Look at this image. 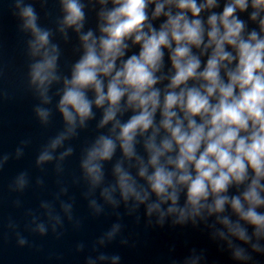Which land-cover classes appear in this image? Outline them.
<instances>
[{
  "label": "clouds",
  "instance_id": "9594fccd",
  "mask_svg": "<svg viewBox=\"0 0 264 264\" xmlns=\"http://www.w3.org/2000/svg\"><path fill=\"white\" fill-rule=\"evenodd\" d=\"M149 3L155 4L153 20L166 18L159 30L146 23ZM112 4L99 13L101 35L89 30L80 36L83 53L70 76L63 77L57 102L67 131L49 148L60 147L78 124L87 126L95 120V106L102 113L97 127H111L109 134L97 136L82 168L93 184H99L101 162H111L119 148L122 158L114 165L115 185L103 191L107 199L117 187L125 201L132 198L143 204L154 194L156 202L147 205V215L158 212L161 224L168 214L179 213L175 223H183L205 208L209 214L222 213L230 204L239 220L252 226L257 239L264 237V213L256 210L264 206V0H228L222 12L211 11L219 7L218 0H112ZM20 5L17 0L22 27L34 36L30 54L36 59L30 65V83L43 102L50 103L49 87L61 80L59 48L50 42V32L37 24L33 6ZM62 5L63 25L79 33L85 6L80 0H62ZM249 8L248 18L258 21L259 31L253 28L246 33L245 21L236 13ZM205 11L209 12L206 21L201 16ZM128 40L140 47L138 54L125 58ZM163 49L169 50L171 67L158 76L164 68ZM164 80L168 83L163 89L155 87ZM129 111L126 120L118 118ZM36 114L47 122L50 111L37 107ZM141 143L147 160L137 151ZM52 159L48 150L39 156L41 162ZM125 159L129 167L138 168L147 188L125 169ZM233 185L244 188L238 195H225ZM182 191L186 202L178 207ZM168 202L167 212L161 211ZM221 223L231 236L251 243L239 221L224 217ZM39 230L46 231L42 225ZM251 246L262 250L259 244ZM234 258L250 259L242 248L236 249Z\"/></svg>",
  "mask_w": 264,
  "mask_h": 264
}]
</instances>
